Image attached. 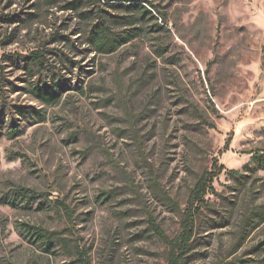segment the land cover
<instances>
[{
	"label": "rangeland",
	"instance_id": "obj_1",
	"mask_svg": "<svg viewBox=\"0 0 264 264\" xmlns=\"http://www.w3.org/2000/svg\"><path fill=\"white\" fill-rule=\"evenodd\" d=\"M73 1L0 0V126L23 130L0 127V197L25 186L68 210L0 204V264H80L82 253L167 264L153 223L181 234L190 190L215 159L224 169L183 264H264V0ZM100 20L136 36L99 53L88 36ZM32 52L41 66L26 67ZM32 83L59 91L58 103L35 99ZM22 223L55 233L53 251Z\"/></svg>",
	"mask_w": 264,
	"mask_h": 264
},
{
	"label": "trees",
	"instance_id": "obj_2",
	"mask_svg": "<svg viewBox=\"0 0 264 264\" xmlns=\"http://www.w3.org/2000/svg\"><path fill=\"white\" fill-rule=\"evenodd\" d=\"M55 3V2H54ZM52 3V4H54ZM131 6L129 8H138L139 13L145 17L147 15L153 16L152 11L148 9L144 4L141 3H130ZM71 9H77L78 3L77 1H73L69 4ZM136 34H129L127 36L121 35L119 33H114L111 31L110 27L107 25V22L104 20L98 21L92 30H90L88 41L91 43L97 52L102 54L113 53L118 50V48L133 39ZM27 60L29 63L26 67L30 66H41L42 58L38 52H32L31 55L27 56ZM2 83V81H1ZM30 93L33 95L35 99L40 102L47 103L49 105H53L58 103L60 99L59 91H51L48 89H43L35 83L31 84L29 88ZM15 113L19 114L21 117H33L37 116L39 121L44 119V114L38 112L34 108L29 107H18L15 108ZM3 120L0 119V125ZM0 127H5L11 136H18L23 133V130L17 129L18 126L13 125H3ZM2 128V129H3ZM225 148L228 149V141L225 145ZM224 166L219 163L218 159L213 161L212 167L209 170H205L201 173L196 179L193 187L190 190L189 198H188V207L186 212L183 215L182 219V232L177 237L173 239H169L161 228L153 223V228L156 233L163 238L167 244L169 245V252L167 256V264H183L184 257L188 253L190 249V241L193 237V227L195 214L199 210V207L204 203L205 196L213 191V182L214 179L223 171ZM231 173H237L232 170ZM44 198V200H41ZM45 194L38 192L32 188H28L25 186H18L13 188L10 192L3 194L0 197V204L7 205L12 208H26L32 209L33 205L38 202L37 209L44 210L50 207H59L64 206L67 210V206L64 202H60L59 200H50L52 201L51 205L45 204ZM48 199V198H47ZM58 202V203H57ZM57 203V204H56ZM68 211V210H67ZM20 233L28 238L33 243L40 242L43 245L45 250H52L55 246V233L47 232L43 230L39 226L30 225L27 223L20 224ZM85 253L80 255V264H91L85 260Z\"/></svg>",
	"mask_w": 264,
	"mask_h": 264
}]
</instances>
